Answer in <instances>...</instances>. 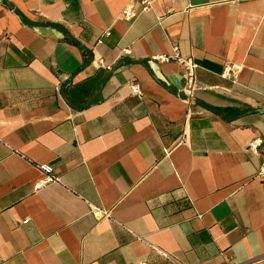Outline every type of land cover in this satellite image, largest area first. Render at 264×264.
Here are the masks:
<instances>
[{"label":"crops","instance_id":"crops-1","mask_svg":"<svg viewBox=\"0 0 264 264\" xmlns=\"http://www.w3.org/2000/svg\"><path fill=\"white\" fill-rule=\"evenodd\" d=\"M131 1L0 0V264H264V0Z\"/></svg>","mask_w":264,"mask_h":264},{"label":"built area","instance_id":"built-area-1","mask_svg":"<svg viewBox=\"0 0 264 264\" xmlns=\"http://www.w3.org/2000/svg\"><path fill=\"white\" fill-rule=\"evenodd\" d=\"M157 0H132L123 10L122 17L126 20H133L139 16L142 12H148L153 9L154 3ZM191 2L194 0H190ZM192 8V5L189 6L188 9ZM160 20V18H158ZM160 61H169V60H176L178 62H181L183 66V79H184V86H183V92L187 97H192L193 94L198 89V83H197V70H198V64L195 62L193 57L183 58L179 50L176 48L175 56L167 58V57H158L156 58ZM241 71V66L232 64L225 68L222 76L224 78H232L233 80H237L238 74ZM132 92L134 95L142 97L143 91L141 86L138 83H132ZM264 144V137L263 138H257L249 143L248 149L252 151H258V149ZM41 169L46 173L50 174L52 173V168L48 166H42ZM258 177L264 180V166L260 168V171L258 173ZM53 178L51 176H47L46 179L42 182L43 184L48 183L49 181H52ZM92 214L97 219H109L111 218V212L104 210L102 208L93 207L92 208ZM24 223H28V220H25ZM142 240L141 238H139ZM162 257L169 260L170 262L176 263L175 260L172 259L171 256H169L167 253L159 250L158 248H154ZM137 264H148L147 262H140Z\"/></svg>","mask_w":264,"mask_h":264}]
</instances>
